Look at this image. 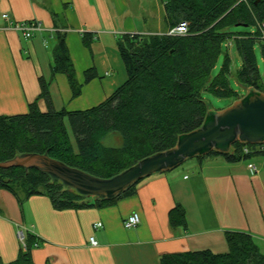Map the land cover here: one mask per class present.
Listing matches in <instances>:
<instances>
[{
  "label": "trees",
  "instance_id": "obj_1",
  "mask_svg": "<svg viewBox=\"0 0 264 264\" xmlns=\"http://www.w3.org/2000/svg\"><path fill=\"white\" fill-rule=\"evenodd\" d=\"M167 30L161 34H124L116 48L126 71L125 82L100 104L86 110H55L49 87L56 75L67 79L72 98L80 95L82 85L76 80L67 45L66 26L56 15L48 79L39 78L40 95L29 104L28 112L0 116V162L23 153H47L52 159L93 176L110 178L139 160L175 146L181 134L201 126L206 107L203 93L232 98L240 95L229 83L232 60L228 46L241 60L234 79L264 93V0H160ZM184 22L187 32L180 36L166 33ZM233 28L253 29L233 32ZM83 45L90 49L91 34H82ZM256 48L263 64L260 73ZM222 64L213 74L220 56ZM95 78L93 69L84 74V83ZM44 100L47 110H39L37 101ZM120 136L119 147L105 146L111 134ZM244 149L249 152L244 153ZM220 156L214 152L206 157ZM252 156L264 158L263 145L235 143L223 157L236 163ZM203 158H197L201 160ZM139 184V183H138ZM134 185L113 201L86 198L65 188L60 182L31 169H0V190L10 193L21 206L34 196L46 197L54 210H84L108 207L136 194ZM172 230L186 229V213L177 204L168 214ZM227 251L208 249L165 254L159 264H264V254L254 238L240 231L224 233ZM24 247L9 263L33 264L31 250L39 246L31 234H24Z\"/></svg>",
  "mask_w": 264,
  "mask_h": 264
},
{
  "label": "crops",
  "instance_id": "obj_2",
  "mask_svg": "<svg viewBox=\"0 0 264 264\" xmlns=\"http://www.w3.org/2000/svg\"><path fill=\"white\" fill-rule=\"evenodd\" d=\"M137 1L144 8L142 0ZM139 9L135 16L130 0H0V116L25 114L39 97V78L48 79L50 74L47 50L55 44L53 14L66 26L68 53L82 85L80 95L72 98L66 77L56 75L49 87L53 108L80 111L103 102L126 80L117 39L167 30L160 2L153 29ZM2 14L16 22L38 21L42 31L25 40L4 29ZM82 34L92 35L90 49L83 45ZM89 69L95 78L85 84ZM37 105L40 111L47 110L44 100ZM259 157L236 163L220 156L195 159L189 167L196 174L150 176L139 182L134 196L102 209L56 211L41 196L20 206L0 190V259L9 263L17 258L22 246L18 231L39 243L31 250L33 264H159L165 254L204 249L225 253L226 231L248 233L264 246V158ZM250 164L257 173L249 171ZM177 204L185 210L186 229L170 228L168 214ZM132 213L139 215L140 223L125 229L123 221Z\"/></svg>",
  "mask_w": 264,
  "mask_h": 264
},
{
  "label": "water",
  "instance_id": "obj_3",
  "mask_svg": "<svg viewBox=\"0 0 264 264\" xmlns=\"http://www.w3.org/2000/svg\"><path fill=\"white\" fill-rule=\"evenodd\" d=\"M238 86L244 95L226 108L215 111L209 102L204 101L206 113L201 126L179 135L173 148L145 157L110 178L96 177L69 167L50 158L47 153L20 154L0 162V169L22 168L26 172L34 169L81 196L113 201L145 178L172 172L188 160L203 158L212 152L228 155L235 143L263 145L264 93L246 84Z\"/></svg>",
  "mask_w": 264,
  "mask_h": 264
},
{
  "label": "rangeland",
  "instance_id": "obj_4",
  "mask_svg": "<svg viewBox=\"0 0 264 264\" xmlns=\"http://www.w3.org/2000/svg\"><path fill=\"white\" fill-rule=\"evenodd\" d=\"M142 2H143L144 8L140 7L137 0H130V4L132 6V10L134 11V15L139 16V14H138V6H139V8H140L139 11H143L141 18H143V20L147 24V26H150V28L153 29L154 24L156 23V20H157V12H158L157 9H158L160 1L159 0L158 1H156V0H142ZM141 23H143V21H141ZM232 31L233 32H244V31L252 32L253 29H251V28H247V29L233 28ZM54 46H55V44H52V43L49 45V48L47 51H49L50 54H52V50H53ZM228 51H229L230 58L232 60L231 75L228 78L229 83H230V87L232 88V90L237 92L240 96H242V95H244L245 92L234 81V74L240 68L241 60H240L239 56L237 55L235 49L232 46H230V48L228 47ZM255 52H256V56H257V62H258V67H259L260 73H263V64L261 61L259 49L256 48ZM222 61H223V55L220 56V58L217 62V66H216L215 70L213 71V74L217 73V71L219 70V68L222 64ZM203 97H204V99L207 100V102H209L212 109L215 111L226 108L233 102L232 98L219 99V98L212 96L210 93H207V92L203 93ZM103 143L105 146H108V147H119L121 145L120 136L116 133H113L109 137H107L103 141ZM194 160L195 159L186 161L185 163H183L181 166H179L177 169L173 170L172 172H175V173L179 172L181 175H186L187 177H190L193 174H196L197 171H195V170H193V168L189 167L191 164H194V162H196ZM259 160H263V158L259 157ZM257 244L260 247L261 252L264 254V246L262 245V243L258 239H257Z\"/></svg>",
  "mask_w": 264,
  "mask_h": 264
},
{
  "label": "built area",
  "instance_id": "obj_5",
  "mask_svg": "<svg viewBox=\"0 0 264 264\" xmlns=\"http://www.w3.org/2000/svg\"><path fill=\"white\" fill-rule=\"evenodd\" d=\"M2 20L5 22L4 29H12L21 34L25 39H31L36 34H39L42 31L41 23L38 21H25V22H16L12 20L7 14L1 15ZM61 32H66L67 30L61 29ZM187 32V25L184 22L179 23L176 27L170 29L166 34L169 36H180L184 35ZM261 32L264 37V23L261 25ZM247 149H244V153H248ZM248 169L252 174L257 173L256 167L252 164L248 165ZM140 223V218L137 213H132L124 221L123 226L125 229H133ZM95 227H100V224H96ZM17 238L20 241L21 245L24 247V233L22 231L17 232ZM89 242L92 246H96L97 242L94 238L90 237Z\"/></svg>",
  "mask_w": 264,
  "mask_h": 264
}]
</instances>
